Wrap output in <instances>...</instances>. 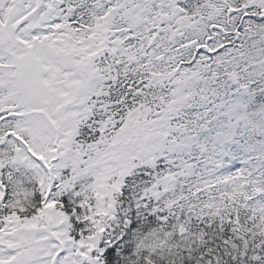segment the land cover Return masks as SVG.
I'll return each mask as SVG.
<instances>
[{"label": "snow or ice", "instance_id": "snow-or-ice-1", "mask_svg": "<svg viewBox=\"0 0 264 264\" xmlns=\"http://www.w3.org/2000/svg\"><path fill=\"white\" fill-rule=\"evenodd\" d=\"M0 264H264V0H0Z\"/></svg>", "mask_w": 264, "mask_h": 264}]
</instances>
